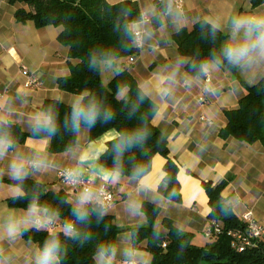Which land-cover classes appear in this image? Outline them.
I'll use <instances>...</instances> for the list:
<instances>
[{
    "label": "crops",
    "instance_id": "obj_1",
    "mask_svg": "<svg viewBox=\"0 0 264 264\" xmlns=\"http://www.w3.org/2000/svg\"><path fill=\"white\" fill-rule=\"evenodd\" d=\"M107 1L114 5L123 0ZM131 1L137 4L141 15L146 14L148 21L139 29L132 25L133 31H142V45L133 62L126 61L125 65L157 106L152 124L164 136L169 157L179 166L181 201H170L158 191L165 163L160 155L153 158L152 168L143 178L119 174L107 182L100 178L101 169H106L99 164V159L107 150V144L118 136L115 130L90 141L88 129L80 128L76 131L75 145L58 154L49 151L48 139L28 138L15 144V149L0 161L3 172L0 175V225L10 216L23 218L28 212V209L10 208L6 203L10 198L23 195L18 186L7 182L14 181L8 166L17 151L29 159L40 155L46 160V170L30 169L25 179L43 184L53 192H65L72 205L80 190H71L61 183L57 178L59 170L70 169L79 177L89 178L99 202L102 187L113 191L114 204L106 212L113 216L121 232L109 255H96L97 264H152L147 241L134 247L129 232L132 227L147 225L146 216L140 210L144 202L160 208L155 223L157 230L165 231L162 221L169 219L178 230L193 235L192 244L207 245L209 240L204 231L210 222V208L201 182L212 186L224 183L221 197L235 217L240 219L251 212L256 221L264 223V145L220 137L227 124L224 112L238 107L239 100L246 94V85L256 84L264 77V63L230 69L221 61L218 67H210L207 74L194 76L186 71L187 59L178 53L173 40L175 33L182 29L190 31L199 21L218 22L225 37L223 45L231 34V19L264 16V2L254 6L252 0H183L182 9H178L172 0L173 13L180 17L177 24L173 16L166 14L169 0ZM19 8L23 6L0 0V104L3 105L0 112L8 116L11 124L28 133L32 116L42 111L45 100L54 99L71 106L77 95L60 90L57 79L69 76L70 64H75L76 60L69 59L68 48L58 42L60 27L39 28L31 21L19 23L15 19ZM155 17L161 21L159 26H154ZM22 67L40 80V87H24L26 79L21 73ZM104 69L108 75L104 85H107L116 72V65L113 63L111 68ZM104 69L100 68L101 80ZM168 77L172 79L167 80ZM164 87L170 89L166 97L159 94V89ZM141 180L146 187L141 185ZM18 188L19 194H16ZM46 215L41 211L37 219ZM51 222L59 220L52 217ZM30 230L57 232L50 229L48 223H31L15 239L0 240V258L5 264H34L40 248L23 237V232Z\"/></svg>",
    "mask_w": 264,
    "mask_h": 264
},
{
    "label": "trees",
    "instance_id": "obj_2",
    "mask_svg": "<svg viewBox=\"0 0 264 264\" xmlns=\"http://www.w3.org/2000/svg\"><path fill=\"white\" fill-rule=\"evenodd\" d=\"M21 4L15 12L19 23L31 21L36 27H60L58 42L68 48V58L76 60L70 64V75L57 79L60 90L79 95L87 92L101 103V117L91 128L81 125L89 131V140L95 141L109 130H115L117 135L145 128L147 136L142 143L133 145L123 151L119 161L118 174L140 179L146 176L152 168V160L156 155L164 158L162 185L158 191L173 202L181 201L180 183L178 181L179 166L169 157L166 141L160 131L152 124L157 112L156 104L145 96L138 102L140 87L129 72L126 61L134 58L138 50L134 44L132 25L140 21V11L137 4L131 0H123L110 4L107 0H9ZM258 5L264 0H252ZM161 21L155 17L154 26ZM211 24L205 21L197 22L190 31L182 29L173 35L178 53L187 59L186 71L194 76H203L201 64L211 61L214 54L218 55L223 33L218 30L215 39L212 38ZM103 54L112 58L120 69L115 72L107 85L101 80L100 67L90 65L93 55ZM230 69L234 66L221 59ZM121 88L126 89L125 95L117 99ZM137 110L133 112V105ZM51 109L56 116L57 131L51 137L41 133L33 136L32 131L23 132L16 124H10L7 131L15 144L26 139H48L51 153H62L72 148L76 143V131L69 124L65 126V117L70 115L71 106L58 100L47 99L41 110ZM111 110V119L105 121L104 110ZM227 124L220 132L223 139L233 138L239 142L264 145V77L253 85H246V94L239 100L238 107L224 112ZM117 139L107 144V150L100 157L99 164L106 170L116 167V154L113 151ZM143 172L137 174L138 169ZM18 186L23 195L10 198L7 205L10 208L28 209L36 203L41 209L47 208V215L57 217L66 224L75 225V233L66 236L64 231L54 234L60 241V264H97L98 254L109 255L116 244L121 230L116 226L112 215L105 212L98 217L91 212L88 221L77 222L72 215V205L65 192H53L45 185L30 179L7 181ZM208 197L210 213L208 218L216 221L221 233L209 240L202 247L192 244L191 233L178 230L169 219H163L165 231L155 228L160 208L152 203L144 202L140 208L146 216L147 225L132 227L129 232L134 247L147 241V249L152 255V264H264V240L258 241L256 247L237 252L231 244L228 232L243 228L244 225L235 217L231 207L221 197L225 184L212 186L201 182ZM99 204L89 205V208ZM107 209V208H106ZM23 237L35 242L41 249L45 241L50 239L49 231H24ZM75 237V238H74ZM166 243L163 248L162 244Z\"/></svg>",
    "mask_w": 264,
    "mask_h": 264
},
{
    "label": "clouds",
    "instance_id": "obj_3",
    "mask_svg": "<svg viewBox=\"0 0 264 264\" xmlns=\"http://www.w3.org/2000/svg\"><path fill=\"white\" fill-rule=\"evenodd\" d=\"M166 14L173 16L174 22L180 24L179 14H174L172 10V0H169L166 5ZM145 15L142 14L141 20L133 25L134 28L139 29L141 24L146 23ZM220 29L218 22H211V36L215 39V33ZM136 35L139 36L140 32L137 31ZM221 59L227 60L229 64L233 66H241L250 68L254 65L264 63V16H236L231 19V34L229 39L224 42L220 48L219 54L213 56L211 61H205L201 64V71L204 74L208 73L210 67H218L221 63ZM90 65L100 68H111L113 65V59L101 54L99 57L93 55L90 60ZM120 69L117 67L116 72L119 73ZM171 80L172 77L166 78ZM126 89L121 88L117 93V99L125 95ZM159 94L162 97H166L170 94V89L167 87L160 88ZM149 93L143 86L140 87L138 93V102H142L145 96ZM0 108L3 105L0 104ZM137 110V105H133V112ZM101 103L94 97H89L87 92H83L77 95L72 104L71 112L69 116L65 117V126L71 125L74 131H79L81 125L91 128L95 125L97 120L101 117ZM111 110L103 111V118L105 121L111 119ZM11 124L10 119L3 112H0V161H3L8 156L10 150H14L16 145L12 139L10 133L7 131L8 126ZM58 125L56 116L51 109L46 111L36 112L31 119V131L33 136L41 133L46 134L47 137H51L57 131ZM147 136L145 128L136 129L131 132L118 134V142L114 145L113 151L116 154V167L112 170L100 171V178L107 182L109 180L116 179L119 170V161L123 151L132 147L135 144L142 143ZM81 162H84V158L81 157ZM46 160L36 155L29 159L19 153H15L13 159L9 163L8 170L10 178L16 181H23L28 175L29 170L43 171L46 170ZM143 172V168H139L137 174ZM3 172L0 170V175ZM74 174L69 173L67 178L70 182L75 183L73 178ZM142 186L144 180H141ZM19 194V188L17 193ZM99 204L98 207L89 208V205ZM48 213V209H41L36 203L30 204L27 215L23 218L9 217L3 225H0V240L15 239L22 229H26L27 225L35 223L40 225L42 223H51L52 217L49 215L44 216L42 219H37L40 212ZM91 212H95L98 217H102L106 212V207L103 203L97 201L94 191L89 188H83L76 197L74 206L72 208V215L77 222H86L89 219ZM75 225L66 223L64 226V234L66 236L75 233ZM51 238L45 241L44 246L38 250L34 258V264H59V252L60 241L54 233L50 230ZM75 238V237H74ZM0 264H5V260L0 258Z\"/></svg>",
    "mask_w": 264,
    "mask_h": 264
},
{
    "label": "built area",
    "instance_id": "obj_4",
    "mask_svg": "<svg viewBox=\"0 0 264 264\" xmlns=\"http://www.w3.org/2000/svg\"><path fill=\"white\" fill-rule=\"evenodd\" d=\"M176 7L178 9H182L183 6V0H174ZM142 16V15H141ZM140 16V20H141ZM145 20L148 21V17L145 15ZM134 32V44L137 49H140L142 45V31L140 32V35H136V31ZM133 62V58H129L128 63L131 64ZM22 75L25 77L24 87L26 89L36 88L40 87L41 82L40 80L30 74L29 70L26 67H22L21 69ZM1 98V94H0ZM200 100H203L202 98ZM204 120V118H202ZM69 173H73V178L75 179V183L70 182V180L67 178ZM57 178L58 180L68 186L71 190H82L85 187L91 188V180L89 178L85 177H79L75 174L73 170L70 169H62L57 172ZM100 195V202L103 203V205L106 208H109L113 206L114 204V193L113 191L108 187H102L99 192ZM241 223L244 225L243 228L234 229L228 232V235L232 238L231 244L235 248L237 252H243L245 249L248 248H254L256 247L258 241L264 240V223H260L256 221L252 215L251 212L245 213L241 216L239 219ZM65 224L62 222H51L48 223V227L53 230L57 231H64ZM219 233H221V228L219 224L214 221L210 220L208 227L204 231V236L208 240H211L213 237L217 236ZM162 247H166V243L162 244Z\"/></svg>",
    "mask_w": 264,
    "mask_h": 264
},
{
    "label": "rangeland",
    "instance_id": "obj_5",
    "mask_svg": "<svg viewBox=\"0 0 264 264\" xmlns=\"http://www.w3.org/2000/svg\"><path fill=\"white\" fill-rule=\"evenodd\" d=\"M104 69V68H103ZM104 71V72H103ZM102 71V82H103V85L105 84V82L107 81V79H108V75H107V73L105 72V69ZM202 236H203V234H202ZM200 237V239L203 241V242H205V239L203 238V237Z\"/></svg>",
    "mask_w": 264,
    "mask_h": 264
}]
</instances>
